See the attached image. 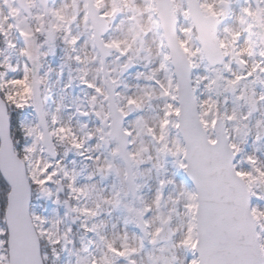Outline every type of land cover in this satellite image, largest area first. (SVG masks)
<instances>
[{
  "label": "snow or ice",
  "instance_id": "obj_1",
  "mask_svg": "<svg viewBox=\"0 0 264 264\" xmlns=\"http://www.w3.org/2000/svg\"><path fill=\"white\" fill-rule=\"evenodd\" d=\"M92 2L97 11L94 16V31L90 39L99 43L102 49L107 50L105 55H110V50L115 49L119 53L117 59L126 58L121 66L122 72L126 71L136 62V58L129 53L140 37V33L133 35L131 42L127 38L104 41L103 33L109 29L122 11L120 0H113L112 6L107 9H105L106 0H92ZM122 2L131 13L127 17L128 20L135 21L137 16L149 14V18L158 28L161 24L163 25L162 38L158 44L159 67L152 69L149 74L138 73V79L143 77L154 81V85L147 86L142 95L124 97L126 103L117 106L113 119L123 125L124 118L132 111L142 109L145 100H151L157 91L159 98L165 100L163 116L159 118L157 125L149 126L142 117L137 118L136 125L160 146L157 151L161 161L169 155L174 157L177 166L183 169L195 184L192 189L184 185L179 186V197L174 202L182 204L184 219L180 239L172 247L191 250L194 258L190 264H264V208L252 205L254 197L264 200V193L254 190L257 185L264 184V162L255 153L241 157L244 151L242 145L246 143L251 131L248 125L242 124L241 121L248 120L257 110L259 102L264 101V92L259 93L257 99L254 88L251 89L250 94L247 85L241 90L236 100H244L249 105V111L243 117L236 110H233L230 115L227 111L221 113L219 102L212 96L199 101V112L196 111L195 104L198 99L195 96L196 90L205 81H207L205 88L211 92L218 86L220 80H224L225 90L232 91L233 94L242 81L253 75L256 79L252 83L264 84V79H261L258 74L264 73V59L254 61L249 66V61L244 58L256 54V45L252 36L255 34V28H264V8L253 9L251 5L242 6L236 17L242 26L241 30H233L225 26L224 31L227 36L221 38L218 35L219 26L230 15L231 0H213V2L184 0L179 4L175 0H144L143 7L137 5L135 0H122ZM5 3H8V0H5ZM184 3H187V7ZM68 7L69 4L65 2L61 8L51 9V11L63 20L65 17L62 12ZM9 11L10 16L15 18L19 10L10 6ZM87 16L88 13H85V22H87ZM180 16H183L186 21L198 22L200 27L197 29L192 23L187 26L180 25ZM8 27L16 28L20 36L25 39L26 47L21 49V55L27 57V61H32L29 40L41 29L37 28L33 32L19 25L9 24ZM177 28H179L178 32ZM245 32L248 33L247 37L244 36ZM0 36L4 38L7 47H16L14 41L8 39V30L3 27V24H0ZM193 36L199 39L200 47L191 46ZM51 38L50 36L49 39ZM242 38L243 45L240 44ZM64 41L75 50L79 37L72 36L69 29ZM47 54L44 53V55ZM259 55L264 57V50H261ZM225 56H231L232 59L225 63ZM197 57H206L210 65L224 64L225 70L230 72L233 78L229 79L217 70L218 74L215 78H210L208 75L197 76L193 86L192 70L200 66ZM75 59L81 62L80 56H76ZM233 61L242 69H248L246 74L242 71H233L231 67ZM101 64L100 70L103 71V61ZM170 65H174V68ZM0 67L17 70L11 64ZM24 69L25 75L22 78L11 79L7 81V84L14 86L28 83V62L24 64ZM160 71L168 73L166 80L158 78ZM81 82L94 89L97 95H104L102 87L84 79ZM111 83L116 85L118 81L113 79ZM3 87L4 85H0V92L3 91ZM97 95H93L91 99L95 101ZM116 96H121V93H116ZM3 99L14 104L18 109L32 107L28 100L17 103L9 93H4ZM105 99L108 97L105 96ZM77 111L80 110L77 109ZM80 114L89 115L88 112L83 111ZM95 115L101 119L102 125L96 130L103 133L99 136V141L107 144L113 136L119 139L117 148L113 149V155L120 154L126 144L135 143L136 138L133 135L135 129L114 127L108 122L109 116L102 114L101 111H96ZM222 122H234L233 132L239 137L238 140L220 134L218 130L222 129ZM56 123L58 121L54 118L53 124ZM105 127L108 128L107 132L104 131ZM255 128L256 141H260L264 138V120H257ZM25 131L27 135H32L35 129L27 128ZM52 134L59 135L62 140L70 139L72 147L78 151V154L84 155V152L80 150L84 148L87 141L76 137L70 128L61 126L55 128ZM94 135L90 132L87 137L90 140ZM39 139H43L42 134L37 137V140ZM35 147L34 140L32 145L25 147L23 156L17 153L11 140L9 115L0 100V170L11 184L5 214L8 227L0 228V237L7 236V239H0V264H44L47 257L41 258L39 241L47 238L53 245L61 243L60 238L53 239L55 233L51 229L44 227L47 223L44 217L34 213L29 214L28 211L31 186L36 185L45 196L51 198L53 193L47 185L54 181L62 164L61 161H57L56 167L53 168L51 163H44L41 160L42 172L39 164L33 169L31 154L35 151ZM147 151V146L141 144L135 151L127 152V158L136 164L144 163V153ZM237 157H241L239 164L234 163ZM87 158L92 159V157ZM147 159L151 161L152 157L148 156ZM99 161L100 158L96 157L94 162L97 164L98 172L107 174L113 170L112 162L105 160L104 163H100ZM161 161H158L154 167L163 169L164 164ZM245 162L249 165L247 169L240 166ZM64 175L67 177L69 173L65 171ZM71 180L69 187L72 191L86 195L87 186L76 187L75 177H71ZM159 184L160 187L152 202L145 204L142 210H137V216L140 217L137 226L141 228L145 236L150 237L148 243L153 246L157 245L161 239H171L174 235L169 227L173 219L172 215L165 216L160 211L166 203L164 188L168 184H174V181L162 179ZM135 187L138 189L140 186ZM169 199L171 200L172 197ZM105 202L119 207L121 203L119 193L112 198H105ZM55 203H60L58 197ZM154 209L155 215H149ZM74 210L84 215H99L97 211L88 208ZM129 211L133 209L130 208ZM55 223L58 224L59 221ZM82 226L86 231H94L98 227L93 225L89 228L87 224ZM68 231L70 232L71 229ZM101 240L105 238L101 237ZM124 240L127 241V233L124 235ZM67 242L71 243V241ZM144 247L143 237L140 238L138 247H133L126 242L121 247H116L114 243L106 241L107 251L101 257L93 256L91 264H113L111 257L123 258L127 264H136L131 257L143 251ZM159 251L163 253L166 249L161 248ZM160 259V256L149 254L150 264H159ZM164 259L165 264H177L179 258L173 253ZM77 264H81L79 259ZM179 264H186V261L179 259Z\"/></svg>",
  "mask_w": 264,
  "mask_h": 264
},
{
  "label": "rangeland",
  "instance_id": "obj_2",
  "mask_svg": "<svg viewBox=\"0 0 264 264\" xmlns=\"http://www.w3.org/2000/svg\"><path fill=\"white\" fill-rule=\"evenodd\" d=\"M27 2L31 6L33 12L32 18H29L26 13L19 8L15 0H8V3H5V0H0V24H3V27L8 30V39L14 41L16 44L15 48L7 47L6 43L4 48L0 47V66L11 64L13 68L17 69L16 71H12L7 67H1L0 74L2 75H0V85H4V93L11 94L17 103L28 100L32 105V107L29 106L21 109L16 125L13 124V127H16L20 134H23V142L20 146V152L23 156L25 147L32 145L35 140V151L31 154L33 169H35L36 165L39 164L40 171L42 172L43 164H40L41 160L44 163H51L53 168L56 167V163L54 164V161L45 153L42 139L37 140V137L41 134L43 135V133L34 112L32 98V80H39L43 77V75H47L49 91V95L47 97L49 114L48 121L51 123L52 131L55 128L65 126L66 128H70L80 140L87 141L84 148L81 149V151L84 152V155H82V159L84 160L82 171L76 170L73 160H68L62 171H67L69 173L67 177L70 179L73 176L75 177L76 187L87 186L86 195L81 194V209L88 208L99 213V215L96 216L84 215L80 211L79 214H76L78 211L74 210L75 208L73 207V212L69 214L62 203L61 205H56L55 200L57 197L60 199V196L57 193L55 177L54 181L47 185L53 193L51 198L45 196L40 190L33 195L34 199L31 205V214L34 213L38 216L44 217L47 220L44 227L51 229V231L55 233L53 239L60 238L61 240V243L58 244L60 248L55 245L50 247L49 264H77L78 259L81 264H91L93 256L101 257L107 251L106 241L114 243L116 247H121L125 242L133 247H138L142 235L139 230L135 229V226L132 225V221L133 223L135 221V210H142L145 204L152 202L157 193V189L160 187L159 181L162 179H170L174 181V184H168L164 188L166 203L160 209L165 216L169 214L172 215L173 219L171 226L174 232V237L167 243L157 244L155 246L148 243L150 237L144 238V245H148V247H144L143 251L132 256L131 259H134L136 264H150L149 254L152 253L161 257L159 264H165L164 258L169 257L174 253L179 259H184L186 264H190V261L194 258V254L191 250H185L181 247H172V245L180 239L181 225L184 219L182 216V204H176L174 202L179 197V186L184 185L189 189L193 188L185 177V171L177 166L175 158L171 155L162 158L161 161L160 155L157 151L160 146L158 144H154L155 141L150 135H146L144 131L140 130V128H135L133 135L136 139L135 143L130 146V152L135 151L141 144L147 146L148 151L144 153V163L136 164L133 162L136 184L140 186L137 189L138 197L136 198L138 206H133L128 195L125 179H123L120 174V169L122 168L121 160L118 155H113V149L117 148V144L110 142L106 153H102L100 150L101 143L98 138V133L96 132L97 128H100L99 123L95 129H88L82 122L81 114V117L79 116L78 118L77 114L81 111L79 112L77 109H79V107L83 108L85 95L83 94V91L80 90V86H78L80 82L76 84V81H74L71 69L67 65V62L65 60H56L53 57L54 45L50 42L48 43L44 41L36 49H34L32 39L29 40V44L31 45L30 52L32 54V50H35V54L33 53L34 58L32 61H27V57L21 55V49L26 47L25 39L20 36L19 31H17L16 28L8 27L9 24H13L19 25V27L26 30H31V26H34L36 29L40 28L46 32L51 30L54 26H57L63 29L66 33L70 29L72 36L79 37V43L75 46V50H73V47L71 46L73 54L81 57V62H78L77 64L80 70H78V75L81 73L83 77L88 78L92 71L89 70V67H85V62L92 61L91 58L93 54L89 42L90 29L88 16L87 22H85L84 19L86 9L83 0H50L48 12L45 14L48 16L47 18L42 17L44 10L37 0H27ZM65 2L69 4V7L63 10L62 15L65 18L61 20L54 12L51 11V9L61 8L62 4ZM120 2H122V0H120ZM207 2H213V0H208ZM112 3L113 0H106L105 9L110 8ZM136 4L143 7L144 0H136ZM248 5H251L253 9H256L257 7L264 8V0H258L257 5L252 3L250 0H231L230 15L220 26L219 34L221 38L227 36V33L224 31L225 26H229L233 30H241L242 26L236 17L240 13L241 7H246ZM10 6L19 10L15 18L10 16ZM121 7H123L121 14L124 16L118 20L124 21L125 15L130 14V12H128L127 8L124 7V4ZM118 30V27L115 26L113 33L116 34ZM124 33H128V30L125 29ZM254 33L255 34L252 36V39L255 41L256 54L252 57H244L249 61V66H251L254 61L264 59V57L259 55L260 51L264 50V28L257 27L254 29ZM244 36L247 37L248 33L245 32ZM240 44H244L243 38L241 39ZM191 46L198 47L194 43L191 44ZM44 53L48 54L44 55ZM196 59L200 66L193 69L194 80L197 76L203 75L215 78L218 71L229 79L233 78L231 73L225 70L224 66L210 70L208 69L207 62H205L203 57H197ZM26 62H28L27 75L29 76V82L14 86L8 85L7 81L14 78H22L25 75L24 64ZM228 62L229 59L226 60V63ZM231 67L233 71H242L245 74L248 70L239 69L237 65L233 63ZM156 68H158V66H152L149 69H138L128 76L117 78V93H121V96H117L118 105L122 106L126 103L124 97L134 96L135 93L136 96L142 95L146 87L151 85L153 81L144 79L143 77L138 79V73L149 74L152 69ZM165 73L166 72L164 71H160L158 73V78L166 80L167 74ZM258 74L261 76V79H264V73ZM98 77H101L99 73ZM255 79L256 76L253 75L252 77L242 81L235 94H233L232 91L228 93L225 90L226 82L224 80H220L221 88L219 89V94H217L221 95L219 106H222L220 108V112L224 113L227 111L230 115L233 110H236L241 117L247 115L249 111L248 104L244 100H236V96L240 95L241 90L245 89V86L247 85L249 94L251 89L254 88L258 99L259 93L264 92V84L259 82L252 83ZM206 83L207 81L201 83L196 90L195 94L198 98V104L200 100L207 99L209 96H212L214 100H217L214 96L216 93L215 88L211 92L208 91V89L204 86ZM97 86L101 87L100 85ZM93 95L97 94L94 92ZM157 96L158 91L155 95L156 100L153 103H150L147 99L144 102V105H147L146 113L148 110H151L152 112L149 116V120H144V122L148 123L150 126L157 125L158 120L161 117V100L158 99ZM95 102L98 105L99 111L103 114V111L106 110L104 98L97 95ZM54 118L58 121V123L53 124ZM137 118L135 117L134 119L128 120L126 122V128L134 129L132 122L136 121ZM257 120H264V101L259 102L257 110L252 113L248 120L241 121L242 124L248 125L249 129H251L247 136L246 143L242 146L244 151L241 153V157L245 154L255 153V155L259 157L262 162H264V138L260 141H256L255 124ZM80 123L83 125L80 126ZM233 123L234 122H224L228 137L238 140L233 132ZM27 128L35 129L34 133L32 135H27L25 131ZM90 132L95 135L89 140L87 139V134ZM102 134L103 133H100L99 136ZM102 154H105L104 157ZM148 156L152 157L151 161H148ZM87 157H92V159H88ZM96 157L100 158V163H104L105 160L109 161L113 159L119 170L118 178H115L112 173L101 177L97 176L95 174L96 172H93V170H97V164L94 162ZM241 157H237L235 163L239 164ZM158 161L163 162V169L154 167ZM240 166L246 169L249 168L247 162ZM254 190L258 193H264V184L257 185ZM116 193H119V199L121 201L119 207H115L113 204L105 202V198H112ZM169 197H172V199L170 200ZM98 205L99 207H97ZM252 205H259L261 208H264V200H258L254 197ZM130 208L133 209V211H129ZM173 209H175V211H173ZM155 213L156 210L154 209L153 213L149 215H155ZM144 218L146 219L147 217ZM56 221H59V223L56 224ZM78 223H81V225L87 224L90 228L93 225L98 226L88 235V238L91 240L88 251L80 249V251L76 252L72 245L71 231L69 232L68 230L71 229L72 224L77 225ZM2 227L3 226L0 224V228ZM149 231H151V229H149ZM125 233H127V241L124 240ZM65 236L67 237L66 239ZM101 237H104L105 240H101ZM47 241L51 244L48 239ZM67 241H71V243H68ZM53 248H55V252H53ZM161 248L166 249V251L161 253L159 251ZM111 258L113 259V264H127V261L123 258ZM179 259L177 260V264H179Z\"/></svg>",
  "mask_w": 264,
  "mask_h": 264
},
{
  "label": "flooded vegetation",
  "instance_id": "obj_3",
  "mask_svg": "<svg viewBox=\"0 0 264 264\" xmlns=\"http://www.w3.org/2000/svg\"><path fill=\"white\" fill-rule=\"evenodd\" d=\"M175 2L179 4V3L184 2V0H175ZM121 5H123L122 2H120V7ZM184 6L187 7V3H184ZM129 15L131 14L125 15L124 21H119L118 19L124 16L121 13H119L115 22L111 24V26L109 27V30L104 35L103 39L104 41H109L112 39L124 40L127 38L131 42L133 35H135L136 33H140V37L135 41V43L133 44V49L129 53L130 55L136 58V62L131 66L132 70L127 71L125 74H121V66L126 58L117 59V57L119 56V53L115 49H112L111 54L105 59V62H104V67L109 76V77H105L103 75V71L100 70L102 67L101 62L103 61L102 55L98 51L96 46L94 45L93 40H89L90 48H91L93 56L91 58L92 61L85 62V67H89L90 68L89 70H91L92 72L90 73L88 78L83 77L82 75L81 81L82 79H84L96 85H100L104 89V95H99V96L103 97L105 101H107V99H105V96H107L105 80L107 78H110L111 80L113 79L117 80V78L128 76L129 74L135 72V70H138V69H149L152 66L159 67L160 59L158 56V52H159L158 44L160 43V40L162 38V35H161L163 32L162 24L158 28L149 18V14H145L143 16H137V19L135 21L128 20L127 17ZM189 23H191V21H186L183 16H180V25L187 26ZM115 26H117L119 29L118 32H116V34L113 33V29L115 28ZM123 29L124 30L127 29L128 33H124ZM178 31H179V28H177V32ZM90 33H92V29L90 30ZM144 33H146V35H144ZM193 43L200 47L199 43L196 40V36H193L192 38L191 44ZM122 46H126V45H122ZM149 50H151V54H149ZM170 67H173V66L170 65ZM98 73L101 75V77H98ZM165 74L168 75V73H165ZM154 83L155 82L151 83V85H154ZM81 84H82L81 91H83V94L85 95V101H84L83 108L79 107V110L89 113V115L87 116L82 115V122L85 124V126L88 129H95L98 123H99V126L101 127L102 126L101 119L95 115V112L99 111L98 105L96 104L95 101L91 99L95 91L94 89L87 87L86 84L82 82ZM113 86L117 93V84L116 85L113 84ZM134 96H136V93L134 94ZM157 98L161 100V112L160 113L162 117L163 116V105L165 103V100L162 98H159V95L157 96ZM116 100H117V96H116ZM155 100H156V97L154 96L151 100H148V101L150 103H153ZM146 109H147V105H143L142 109L137 110V111H132L126 117V120L134 119L135 117L137 118L138 116L143 115V116H140L143 118V121L144 120L148 121L150 118L149 116L152 114V112L151 110H148L146 113ZM105 113L106 115L109 116L108 110L103 111V114ZM79 116H80V113L78 114V118ZM136 121L132 122V125H134V129L138 128L136 125ZM108 122H110V118ZM82 125L83 124L80 123V126ZM104 131L107 132L108 128L105 127ZM97 133H98V138H99L100 132H97ZM102 175H105V173H101V176Z\"/></svg>",
  "mask_w": 264,
  "mask_h": 264
},
{
  "label": "water",
  "instance_id": "obj_4",
  "mask_svg": "<svg viewBox=\"0 0 264 264\" xmlns=\"http://www.w3.org/2000/svg\"><path fill=\"white\" fill-rule=\"evenodd\" d=\"M254 1H256V0H254ZM18 2H19V5L28 14H30V10H29V7L27 5V2L25 0H18ZM39 2H41L43 4V6L46 8L47 0H39ZM88 9H89L90 18H91V20L93 22V25H94V16H95L97 10L95 9V7H94V5H93L91 0H88ZM196 23H198V22H196ZM178 79H179V77H178ZM113 95H114L113 92L110 91L109 105H110V109H111V112H112V117H114V115L116 113V109H117L116 106H115V103H114V96ZM33 98H34L35 111H36V114L38 116L39 123L42 126L43 131H44L43 143L46 146V152L49 155H51L53 158H55L56 157L55 147H54V144H53V141L51 139V136H50V133H49V129H48V126H47V120H46V116H45V113H44V104H43V100H42V96H41L39 83L37 81H33ZM0 100H2L3 105L6 108L7 113H8L7 104H6L5 100L2 98L1 93H0ZM195 104L197 105L196 101H195ZM196 111L198 112L197 107H196ZM9 125H10V117H9ZM113 125H114V127H122V125L119 124V121L118 120H114V119H113ZM218 131H220V134L222 136H226L223 123H222V129H220ZM10 133H11V128H10ZM113 137H115V136H113ZM11 140H12V137H11ZM118 141H119V139H118ZM12 144L14 146L13 140H12ZM127 146H128V144H126V146L121 150L120 155L123 157V159H124V161L126 163L127 169H128V182H129L130 190H131L132 193H135V185H134L133 174H132V171H131L130 160L127 158ZM0 173H1L2 177L4 178V180L10 186V191H9V193H10L11 192V184L7 180V178L5 177V175H4L2 170H0ZM187 176L194 183V181L192 180V178L188 174H187ZM57 185H58V191L59 192H63L64 189H63L62 183L58 182ZM30 203H31V196H30L29 209H28L29 214H30ZM7 205H8V197H7ZM7 205H6V209H7ZM5 214H6V211H5ZM5 222H6V225H7L6 218H5ZM172 237H173V235L171 236V238ZM168 240H170V239H161L159 242L168 241ZM39 246H40V241H39ZM40 255H41V251H40Z\"/></svg>",
  "mask_w": 264,
  "mask_h": 264
},
{
  "label": "trees",
  "instance_id": "obj_5",
  "mask_svg": "<svg viewBox=\"0 0 264 264\" xmlns=\"http://www.w3.org/2000/svg\"><path fill=\"white\" fill-rule=\"evenodd\" d=\"M43 37H41L39 40L41 41ZM0 47L4 48L5 47V41L4 38L2 36H0ZM72 64H74L73 61H71ZM45 83V81H44ZM9 105V112L11 115V121L12 123H16L18 115H19V109L16 108L14 106V104L8 102ZM12 136H13V140L15 143V148L16 150H18L20 148V145L23 142V134H20V132L16 129L13 128L12 130ZM55 144H56V148H57V154L60 158V161L63 163L68 156H74L75 159L77 160V154H76V150L72 147L70 139H64V140H59L58 138H55ZM64 184L66 186L69 185L68 181L65 179L64 180ZM32 190L33 193H36L39 188L36 185H32ZM7 192H8V187L7 185L4 183V181L2 180L1 176H0V222L3 224V216H4V210H5V202H6V196H7ZM4 238L6 239V236H4ZM42 249L44 252V255L46 256V248H45V243L42 240ZM47 261V259H46Z\"/></svg>",
  "mask_w": 264,
  "mask_h": 264
}]
</instances>
